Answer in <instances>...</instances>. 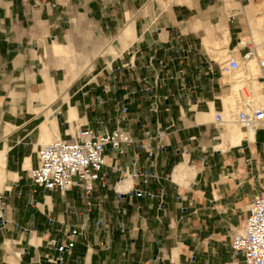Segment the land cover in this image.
<instances>
[{
  "label": "crops",
  "instance_id": "1",
  "mask_svg": "<svg viewBox=\"0 0 264 264\" xmlns=\"http://www.w3.org/2000/svg\"><path fill=\"white\" fill-rule=\"evenodd\" d=\"M261 5L0 0V264H242L229 242L247 202L264 189V128L238 123L231 94L221 95L216 77L196 74L193 64L205 52L238 56V37L264 31ZM180 45H188L182 64L168 56ZM72 49L88 61L67 67ZM160 61L171 77L154 89V107L140 88L143 77L161 73ZM179 90L180 99L163 98ZM120 102L133 141L105 151L107 183H95L88 204L79 186L59 191L31 181L25 169L40 143L78 126L111 129ZM221 102L227 120L214 124ZM141 167L156 176L140 183L129 170ZM117 179L151 195L116 199ZM69 226L78 233L58 252L54 242Z\"/></svg>",
  "mask_w": 264,
  "mask_h": 264
},
{
  "label": "built area",
  "instance_id": "2",
  "mask_svg": "<svg viewBox=\"0 0 264 264\" xmlns=\"http://www.w3.org/2000/svg\"><path fill=\"white\" fill-rule=\"evenodd\" d=\"M48 1L33 0L36 4H45ZM228 18L229 20L233 18V13L229 14ZM237 45L244 48L238 56L229 52L217 59L212 52H205L195 60L193 69L196 74L204 73L216 77L219 87L224 88L221 95L231 94L233 102L231 116L245 128L254 131L256 128H264V31L256 37L252 35L238 37ZM187 46L168 48L169 59L185 63L188 59ZM158 68L161 73L143 77L145 84L140 88L142 92L153 97L151 104L154 107L156 105L154 89L160 82L171 77L163 61L159 62ZM178 71L181 76L183 67L178 68ZM235 84L237 86L233 89ZM179 86L182 88V83ZM183 94V90L176 94L168 92L163 98L170 95L180 99ZM95 99L97 102L105 101L103 95H97ZM224 108L221 102L220 107L214 110L212 117L214 124L227 120ZM127 112V105L120 102L114 116L115 125L111 129L98 131L89 126H78L67 137L56 136L40 143L35 150L36 163L25 169L26 174L33 183L46 189L62 191L73 185L79 186L88 204L87 197L95 183L100 185L107 183L105 176L100 172L105 151L120 153L125 145L133 141L129 130L124 127L128 119ZM95 118L100 121L97 115ZM129 172L138 176L142 184L156 176L152 169L146 167L132 168ZM117 181L118 179L113 183L116 199L122 195L129 198L132 195H151L141 187L123 188L116 184ZM0 223L2 225L3 221L0 220ZM76 233L78 230L69 226L63 237L54 242L55 249L58 252L68 249L73 244ZM229 246L241 256L242 264H264V189L254 193L247 202L242 225L232 234Z\"/></svg>",
  "mask_w": 264,
  "mask_h": 264
},
{
  "label": "rangeland",
  "instance_id": "3",
  "mask_svg": "<svg viewBox=\"0 0 264 264\" xmlns=\"http://www.w3.org/2000/svg\"><path fill=\"white\" fill-rule=\"evenodd\" d=\"M258 9L259 10H264V7H263V5H261L260 7H258ZM261 22V21H260ZM259 22V23H260ZM69 57H70V61L68 62L67 61V67H73L74 66V63H75V61H77V60H80V61H88V56H86V55H84V54H82V53H80L79 51H75L74 49H72V52H71V54L69 55Z\"/></svg>",
  "mask_w": 264,
  "mask_h": 264
},
{
  "label": "bare ground",
  "instance_id": "4",
  "mask_svg": "<svg viewBox=\"0 0 264 264\" xmlns=\"http://www.w3.org/2000/svg\"><path fill=\"white\" fill-rule=\"evenodd\" d=\"M249 130V129H248Z\"/></svg>",
  "mask_w": 264,
  "mask_h": 264
}]
</instances>
